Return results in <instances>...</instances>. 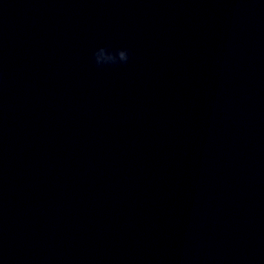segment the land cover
Listing matches in <instances>:
<instances>
[{
    "label": "clouds",
    "instance_id": "clouds-1",
    "mask_svg": "<svg viewBox=\"0 0 264 264\" xmlns=\"http://www.w3.org/2000/svg\"><path fill=\"white\" fill-rule=\"evenodd\" d=\"M92 58L98 68L105 65L126 64L129 60V50L116 49L112 51L107 46H103L92 53Z\"/></svg>",
    "mask_w": 264,
    "mask_h": 264
}]
</instances>
